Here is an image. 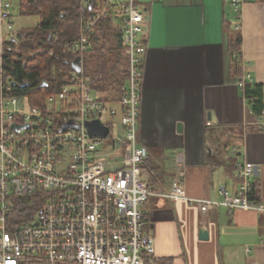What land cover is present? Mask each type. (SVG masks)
<instances>
[{
    "label": "built area",
    "instance_id": "obj_1",
    "mask_svg": "<svg viewBox=\"0 0 264 264\" xmlns=\"http://www.w3.org/2000/svg\"><path fill=\"white\" fill-rule=\"evenodd\" d=\"M250 1L232 3L240 12ZM14 2L0 0V20L10 30ZM110 19L120 23L122 53L128 60L120 109L94 96L91 78L84 74L94 32ZM143 23L138 0H81L80 33L69 47L82 60L81 72L75 71L42 105L15 92L0 53V264H157L155 240L145 232L142 212L155 196L142 176L148 151L139 142L147 56L140 35ZM248 82L250 75L239 88L246 91ZM246 100L252 106L253 99ZM98 120L109 128L105 139L92 138L88 131L87 124ZM257 169L249 161L237 162L235 175L242 184L236 195L224 191L222 201L188 198L184 171L171 192L159 195L186 201L203 214L218 207L264 213L248 182ZM23 198L30 205L40 202V207L32 220L25 217L21 220L26 223L18 224L14 213Z\"/></svg>",
    "mask_w": 264,
    "mask_h": 264
},
{
    "label": "crops",
    "instance_id": "obj_2",
    "mask_svg": "<svg viewBox=\"0 0 264 264\" xmlns=\"http://www.w3.org/2000/svg\"><path fill=\"white\" fill-rule=\"evenodd\" d=\"M138 5L147 46L139 142L148 157L142 176L155 193L142 212L145 232L155 240V260L264 264L263 212L218 207L203 214L186 201L159 195L171 192L184 171L188 198L222 201L224 191L236 195L242 184L236 163L249 161L258 169L248 182L264 204V112L255 113L239 88L247 75L248 84L264 85V1L252 0L240 12L232 0H138ZM16 9L15 1L11 30L0 20V51L5 37L16 34ZM240 35L241 52L234 55ZM93 42V49L121 47L120 23L102 21ZM120 98L102 101L120 109Z\"/></svg>",
    "mask_w": 264,
    "mask_h": 264
},
{
    "label": "trees",
    "instance_id": "obj_3",
    "mask_svg": "<svg viewBox=\"0 0 264 264\" xmlns=\"http://www.w3.org/2000/svg\"><path fill=\"white\" fill-rule=\"evenodd\" d=\"M15 1L21 16H43L45 9L40 8L45 5L49 10L48 17L41 19L36 27L5 37L0 51L4 74L15 83V92L27 97L32 105H42L48 96L58 93L75 75L72 67L75 56L70 54L69 47L80 33L81 0ZM241 42L240 35L237 38L239 48L234 55H240ZM103 48H94L84 56V74L91 78V89L101 93V100L114 102L120 98L126 84L128 63L122 46L110 48L106 54ZM85 58L94 65H86ZM111 63L114 64L110 67ZM110 91L115 96H107ZM245 94L253 99V111L262 114L264 85L247 84ZM39 207L40 202L30 205L26 199H20L14 213L19 217L18 224H25L27 220H21L25 217L32 220Z\"/></svg>",
    "mask_w": 264,
    "mask_h": 264
},
{
    "label": "rangeland",
    "instance_id": "obj_4",
    "mask_svg": "<svg viewBox=\"0 0 264 264\" xmlns=\"http://www.w3.org/2000/svg\"><path fill=\"white\" fill-rule=\"evenodd\" d=\"M41 10H44L45 13L43 14V16L41 15H30V16H21L19 13H18V10L16 9V12H15V16H14V25H15V32L18 33L22 30H27V29H31V28H34L36 27L40 22H41V19H45L46 17H48L49 15V10L47 8V5H45V7H41L40 8ZM115 44V43H114ZM96 47H99V44L98 46ZM115 47V46H113ZM110 48H103L102 51L104 52V54L108 53ZM85 63L86 65H89L90 67H92V64L94 65V62L92 63L91 60H89L88 58H85ZM114 63H111L110 64V67L113 66ZM94 96H101V94H97L95 92L92 93ZM109 118L108 116H105L104 117V120L107 121ZM118 121V120H116Z\"/></svg>",
    "mask_w": 264,
    "mask_h": 264
},
{
    "label": "water",
    "instance_id": "obj_5",
    "mask_svg": "<svg viewBox=\"0 0 264 264\" xmlns=\"http://www.w3.org/2000/svg\"><path fill=\"white\" fill-rule=\"evenodd\" d=\"M81 58H77L73 63L72 67L77 72H81ZM71 124L67 125L66 127H70ZM88 131L92 138H100L105 139L109 135V128L103 125L101 121H93L87 124ZM181 130V126L179 127ZM204 237H207V233L204 234Z\"/></svg>",
    "mask_w": 264,
    "mask_h": 264
}]
</instances>
